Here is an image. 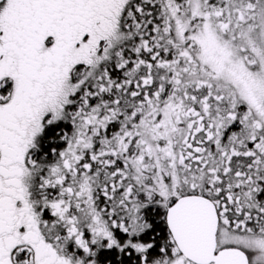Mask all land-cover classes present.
Instances as JSON below:
<instances>
[{"label":"snow or ice","instance_id":"snow-or-ice-1","mask_svg":"<svg viewBox=\"0 0 264 264\" xmlns=\"http://www.w3.org/2000/svg\"><path fill=\"white\" fill-rule=\"evenodd\" d=\"M0 264H264V0H0Z\"/></svg>","mask_w":264,"mask_h":264}]
</instances>
